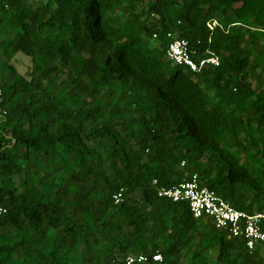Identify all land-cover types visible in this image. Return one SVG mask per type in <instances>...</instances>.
<instances>
[{
    "label": "trees",
    "instance_id": "obj_1",
    "mask_svg": "<svg viewBox=\"0 0 264 264\" xmlns=\"http://www.w3.org/2000/svg\"><path fill=\"white\" fill-rule=\"evenodd\" d=\"M0 79V264H264L158 197L197 174L264 214V0H0Z\"/></svg>",
    "mask_w": 264,
    "mask_h": 264
},
{
    "label": "built area",
    "instance_id": "obj_2",
    "mask_svg": "<svg viewBox=\"0 0 264 264\" xmlns=\"http://www.w3.org/2000/svg\"><path fill=\"white\" fill-rule=\"evenodd\" d=\"M157 35H154L156 38ZM169 37L171 35L169 34ZM167 58L174 64L190 68L199 72L206 65H218L216 57L202 59L199 63L195 60L194 53L190 49V43L186 39H174L167 50ZM4 92L0 79V117L6 115L2 110ZM157 181H154L156 184ZM158 197L172 202H186L195 219L210 218L217 230L224 231L228 238L242 237L246 240V246L250 252L254 251L258 243H264V214L247 212L235 209L227 200L222 198L215 190L203 186L197 174L190 179L173 186L161 187L158 189ZM115 204L124 200V190L113 196ZM8 210L0 204V218L6 215ZM163 264L164 257L157 252L153 256L130 255L126 264Z\"/></svg>",
    "mask_w": 264,
    "mask_h": 264
},
{
    "label": "rangeland",
    "instance_id": "obj_3",
    "mask_svg": "<svg viewBox=\"0 0 264 264\" xmlns=\"http://www.w3.org/2000/svg\"><path fill=\"white\" fill-rule=\"evenodd\" d=\"M13 67L17 74L27 76L31 70V63L29 58L21 53L18 55V61L13 62Z\"/></svg>",
    "mask_w": 264,
    "mask_h": 264
}]
</instances>
